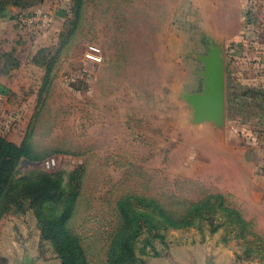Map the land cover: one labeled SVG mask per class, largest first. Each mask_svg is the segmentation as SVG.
Returning <instances> with one entry per match:
<instances>
[{
  "label": "rangeland",
  "instance_id": "1",
  "mask_svg": "<svg viewBox=\"0 0 264 264\" xmlns=\"http://www.w3.org/2000/svg\"><path fill=\"white\" fill-rule=\"evenodd\" d=\"M239 2L54 0L39 12L13 6L32 23H22L29 39L19 38L13 51L0 48V73L18 62L21 76L0 111V136L30 150L14 168L16 179L35 177L28 160L48 171L45 160L54 157L50 171L77 187L67 227L78 239L61 247L85 249L91 264H103L116 202L127 195L184 221L161 226L160 236L144 228L135 251L146 264H194L197 249L205 264H264V124L256 121L264 118V95L253 86L246 92L237 78L227 98L224 73L220 122L197 118L193 101L204 93L209 52L220 50L224 69L238 47L229 40L245 35L239 17L248 13ZM263 25L252 32L264 39ZM90 45L102 59L89 54ZM209 243L224 253L216 258ZM0 264H61L28 199L0 215Z\"/></svg>",
  "mask_w": 264,
  "mask_h": 264
},
{
  "label": "trees",
  "instance_id": "2",
  "mask_svg": "<svg viewBox=\"0 0 264 264\" xmlns=\"http://www.w3.org/2000/svg\"><path fill=\"white\" fill-rule=\"evenodd\" d=\"M41 1L0 0V14L9 13L13 6L27 7ZM16 66L18 62L12 65ZM6 91L0 85V92ZM29 155L30 150L25 142L16 144L0 136V215L12 205L21 206L23 200H30L40 225V232L44 238H49L56 244L61 264H91L85 249L61 247L65 241L78 239L76 234L68 232L67 227V222L75 211L77 187H67L59 170L43 171L36 165L29 170L35 173L34 178L16 179L14 168L23 157ZM126 196L120 197L116 202L117 225L113 227L105 251L99 255L103 264H146L144 258L138 256L135 251L136 238L144 228L155 236H160L161 226L178 227L184 223L182 219L169 215L157 203L154 206L152 203L137 206ZM12 198L15 200L12 201ZM10 202L14 203L8 205Z\"/></svg>",
  "mask_w": 264,
  "mask_h": 264
},
{
  "label": "crops",
  "instance_id": "3",
  "mask_svg": "<svg viewBox=\"0 0 264 264\" xmlns=\"http://www.w3.org/2000/svg\"><path fill=\"white\" fill-rule=\"evenodd\" d=\"M52 1L54 0H42L39 6H31L27 10H30V12L31 10H34V12L46 10V8L51 6ZM240 2L239 6L245 7V13L248 14L244 17L241 15L239 17L240 28L244 30L245 35H242L243 31H240L241 33L237 39L229 40L228 46L230 48L232 46L238 47L230 49L229 55L224 57L225 89L227 98L230 94L235 92V90L230 89V87L234 85L237 78H239L238 80L241 82V85L245 86L246 92L247 89H250L253 86L258 94L264 95V39L261 35L257 36L252 32L256 30L258 24H264V0H240ZM19 12V9L12 7L9 13L0 14V48L6 51H13L18 46L17 42H20L19 38L29 39L30 37V27H25L20 22L18 17ZM245 13L243 12V14ZM251 13L255 15H252ZM38 17H43L44 20L46 18L41 15H38ZM38 17H36V19ZM36 19L33 18V20ZM29 25L31 24L29 23ZM232 41H234L233 44ZM18 66L0 73V85L7 90L6 93L0 92V111L8 105L6 103L8 94L10 95L16 90L17 81L21 77L16 71ZM261 120L264 122L263 117H256L258 124H260ZM244 121L245 123H248L247 119ZM263 122L262 125L264 124ZM12 131L14 132L15 129L11 130V132ZM262 134V138H264V132ZM9 139L14 142L20 141V139L19 141H16L10 137ZM207 245L216 258H219V256L224 253L222 244L209 243ZM191 260L194 264H205L206 257L204 253L197 249L195 255H191ZM56 262H58V260ZM150 264H152L151 261Z\"/></svg>",
  "mask_w": 264,
  "mask_h": 264
},
{
  "label": "water",
  "instance_id": "4",
  "mask_svg": "<svg viewBox=\"0 0 264 264\" xmlns=\"http://www.w3.org/2000/svg\"><path fill=\"white\" fill-rule=\"evenodd\" d=\"M63 14L62 11H58ZM206 78L204 81V93L193 95L195 101V114L197 118L208 117L220 122L224 111V69L220 50L214 47L205 58ZM28 165H41V162L27 161Z\"/></svg>",
  "mask_w": 264,
  "mask_h": 264
},
{
  "label": "built area",
  "instance_id": "5",
  "mask_svg": "<svg viewBox=\"0 0 264 264\" xmlns=\"http://www.w3.org/2000/svg\"><path fill=\"white\" fill-rule=\"evenodd\" d=\"M30 17L31 16H29V15H21V16H19V20L21 23H26V22L32 20V17L31 18ZM88 52L90 55L94 56L96 59H99V60L102 59V55H101V51H100L99 47L94 46V45H90ZM45 165H46V168L48 170L55 168V166H56L55 158L54 157L47 158L45 160Z\"/></svg>",
  "mask_w": 264,
  "mask_h": 264
}]
</instances>
